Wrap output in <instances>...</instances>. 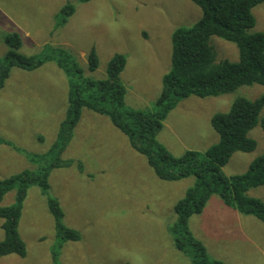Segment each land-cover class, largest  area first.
Here are the masks:
<instances>
[{"label":"rangeland","instance_id":"374dc122","mask_svg":"<svg viewBox=\"0 0 264 264\" xmlns=\"http://www.w3.org/2000/svg\"><path fill=\"white\" fill-rule=\"evenodd\" d=\"M66 5L75 11L65 23H57ZM252 13L251 33H264V5ZM1 14L11 17V24ZM201 15L190 0H0V61L8 49L7 33L20 36L19 52L25 56L67 53L83 78L93 81L105 80L109 60L120 54L126 58L120 75L125 108L152 110L162 77L171 67L173 32L193 26ZM209 44L217 63L238 61L234 44L215 36ZM92 49L98 60L95 71L89 70L87 60ZM69 76L55 62L32 72L11 69L0 91V139L8 143L0 144V180L52 164L55 156L49 150L68 107ZM263 95V86L252 85L216 98L189 97L169 113L157 140L175 157L185 149L210 147L218 140L209 123L212 115L227 112L236 98L252 101ZM263 117L264 107L259 115ZM248 136L257 143L256 149L231 156L223 167L226 176L244 173L249 162L264 154L260 127ZM59 157L75 165L50 170L49 189L30 187L23 203L18 233L26 257L5 256L0 264H192L189 255L175 249L170 229L176 222L174 206L193 186V177L178 182L158 179L107 117L88 110L81 112ZM77 162L83 166L82 174L77 172ZM14 196V191L7 193L0 206L13 204ZM247 196L264 203V186L249 190ZM48 198L58 201L63 224L79 233V241L62 243L56 237ZM193 221L199 231L192 229ZM1 223L0 241L4 239ZM188 227L204 244L210 260L264 264V225L216 195L189 219Z\"/></svg>","mask_w":264,"mask_h":264},{"label":"trees","instance_id":"16d2710c","mask_svg":"<svg viewBox=\"0 0 264 264\" xmlns=\"http://www.w3.org/2000/svg\"><path fill=\"white\" fill-rule=\"evenodd\" d=\"M79 1L85 3L90 0ZM190 1L201 10V18L193 26L177 28L173 32L171 67L162 77L161 92L152 110L125 108L126 90L120 79L126 66L125 56L115 54L107 64L106 79L93 81L83 78L79 69L71 65L67 53L58 51L44 57L25 56L19 52L22 40L17 33L4 36L8 49L0 61V91L11 69L32 72L47 62H55L70 75L71 81L65 118L49 150L55 156L52 164L0 180V204L7 193L15 192L13 204L0 206L4 233V239L0 241V259L9 255L26 257L18 225L28 189L38 186L47 191L50 170L75 165L72 160H62L59 155L69 144L83 110L107 117L128 139L130 148L146 159L158 179L166 182H178L189 177L195 179L193 186L175 204L176 222L170 229L175 249L189 255L192 264H225L210 260L205 247L194 238L188 227L189 219L203 211L211 196H218L241 215L253 216L264 225V203L247 196L249 190L264 186V154L254 158L242 174L228 177L223 172L231 156L249 154L256 149L257 143L248 136L251 130L259 126L264 134V117L259 118L264 107V95L252 101L236 98L227 112L212 115L209 123L218 141L203 152L188 150L175 157L157 140L169 113L189 97L216 98L233 93L242 86L264 87V33H251L255 26L252 10L264 5V0ZM74 11L72 5L64 6L57 23H65ZM212 36L234 44L238 50V61L217 63L209 44ZM87 60L89 70L95 71L98 60L93 49ZM0 144L8 145L1 139ZM76 168L79 174L83 173L80 162L76 163ZM47 205L54 220L56 237L62 243L79 241V233L63 224L64 215L58 201L48 198ZM57 255L56 250L52 251L54 262Z\"/></svg>","mask_w":264,"mask_h":264},{"label":"crops","instance_id":"0c3cea01","mask_svg":"<svg viewBox=\"0 0 264 264\" xmlns=\"http://www.w3.org/2000/svg\"><path fill=\"white\" fill-rule=\"evenodd\" d=\"M2 15V14H1ZM4 18H5V20H6V22H8L9 24H11V22H12V18L11 17H9V16H5V15H2ZM178 106V105H177ZM163 127H164V124H163ZM209 135H210V133H208L207 132V136L209 137ZM193 136L194 137H196V133H193ZM215 137H214V135H213V139H214ZM215 140V139H214ZM214 140H211L212 142H214ZM217 139L215 140V144L217 143ZM211 142V143H212ZM209 147V146H208ZM207 147V148H208ZM207 148H203V149H198V148H191V149H185L184 150V152L185 151H188V150H193V151H200V152H203L204 150H206ZM250 163V162H249ZM248 165L249 164H247V166L246 167H248ZM247 169V168H246ZM217 204V203H216ZM218 207V206H217ZM204 212H205V210H204ZM203 212V215L202 216H205L204 213ZM237 217H238V215H236ZM194 222H196V221H193V228L192 229H194L195 231H199V228H198V226L194 223ZM215 225H216V228H219L218 227V224L217 223H214ZM190 226H192V225H190ZM191 229V228H190ZM192 231V230H191ZM191 233H193V232H191ZM202 243V242H201ZM203 246H204V244H203Z\"/></svg>","mask_w":264,"mask_h":264}]
</instances>
